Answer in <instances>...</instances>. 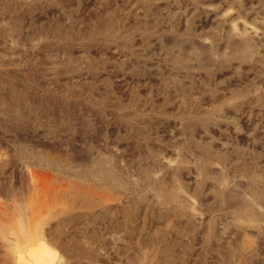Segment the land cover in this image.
Instances as JSON below:
<instances>
[{
  "label": "rangeland",
  "instance_id": "obj_1",
  "mask_svg": "<svg viewBox=\"0 0 264 264\" xmlns=\"http://www.w3.org/2000/svg\"><path fill=\"white\" fill-rule=\"evenodd\" d=\"M41 243L264 264V0H0V264Z\"/></svg>",
  "mask_w": 264,
  "mask_h": 264
},
{
  "label": "bare ground",
  "instance_id": "obj_2",
  "mask_svg": "<svg viewBox=\"0 0 264 264\" xmlns=\"http://www.w3.org/2000/svg\"><path fill=\"white\" fill-rule=\"evenodd\" d=\"M32 179L34 180L35 183H37L39 180V176L34 174V176L32 175ZM29 252L34 257L36 264H48L49 261L51 260L52 252L45 243L39 244L37 248L35 247Z\"/></svg>",
  "mask_w": 264,
  "mask_h": 264
}]
</instances>
